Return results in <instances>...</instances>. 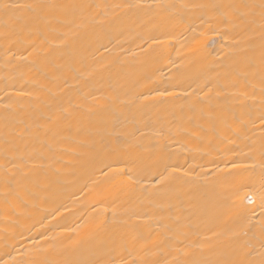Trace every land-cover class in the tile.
<instances>
[{
	"label": "bare ground",
	"instance_id": "1",
	"mask_svg": "<svg viewBox=\"0 0 264 264\" xmlns=\"http://www.w3.org/2000/svg\"><path fill=\"white\" fill-rule=\"evenodd\" d=\"M260 3L0 0V264L264 260Z\"/></svg>",
	"mask_w": 264,
	"mask_h": 264
},
{
	"label": "snow or ice",
	"instance_id": "2",
	"mask_svg": "<svg viewBox=\"0 0 264 264\" xmlns=\"http://www.w3.org/2000/svg\"><path fill=\"white\" fill-rule=\"evenodd\" d=\"M248 7H253L252 5H248ZM261 9V15L264 16V0H261V3L259 5ZM262 59H264V56H262ZM264 195V193H262ZM40 264H47L46 261H41ZM178 264H210L208 261H199L196 259H190L188 261H180ZM260 264H264V260H261Z\"/></svg>",
	"mask_w": 264,
	"mask_h": 264
}]
</instances>
